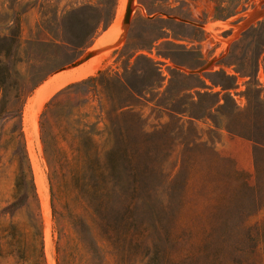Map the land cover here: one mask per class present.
<instances>
[{"label": "rangeland", "instance_id": "obj_1", "mask_svg": "<svg viewBox=\"0 0 264 264\" xmlns=\"http://www.w3.org/2000/svg\"><path fill=\"white\" fill-rule=\"evenodd\" d=\"M112 3L0 0V38L16 41L11 56L5 57L9 44L0 40V63L14 73L11 105L23 104L26 149L44 224L41 253V239L32 228L37 211L11 207L17 166L9 143L11 123L4 116L0 264H83L81 257L100 264V198L94 216L76 194L66 198L56 182L68 179L59 174L53 182L55 210L58 219L66 220L60 234L51 207V160L43 143L46 129L66 126L71 136L61 147L69 161L60 159L53 166L91 169L96 162L78 163L69 147H76L73 134L86 124L100 161V144L104 151L111 146L105 137L100 140V101L110 110L116 94H100L98 86L95 95L61 98L67 105L54 107L43 120L46 105L60 91L100 71L119 75L142 96L131 99V105L147 132V192L134 207L147 223L145 243L176 253L178 264H202L205 256L198 249L203 243L219 251L221 264H264V0H136L124 34L106 43L126 12V0H120L106 28ZM94 51L99 52L96 57L71 69ZM145 59L157 63L160 84L155 85ZM65 72L69 74L56 81ZM54 79V90H48ZM66 112L72 116L63 120L61 113ZM117 210L118 200L109 197L105 217L111 219Z\"/></svg>", "mask_w": 264, "mask_h": 264}, {"label": "trees", "instance_id": "obj_2", "mask_svg": "<svg viewBox=\"0 0 264 264\" xmlns=\"http://www.w3.org/2000/svg\"><path fill=\"white\" fill-rule=\"evenodd\" d=\"M120 0H113L112 13L105 27L108 28L115 18L116 11ZM233 15L228 17L231 18ZM217 18V17H216ZM19 21L17 16L15 21ZM100 23L93 35L99 32ZM1 41L9 44L5 57H10L12 48L16 44L11 36L0 38ZM1 59V55H0ZM147 60L151 67L155 85L160 84L161 75L157 63L153 60ZM14 73L11 69L2 67L0 63V119L11 123L8 131L9 143L13 150L17 172H16V195L15 201L11 205L13 210L26 208L30 212L37 211L35 224L32 228L37 231L36 237L41 239L39 249L42 253L44 250L43 238V219L40 215V200L36 189L33 169L28 157L26 149V138L23 130V104L19 107L11 105L9 101V82L12 80ZM108 94L117 99H111L110 110H107L103 101H100V140L105 137L107 142L111 144L107 151L101 149L100 144V161L97 149L95 147L94 137L88 132L86 124L79 125L77 134H73V139L78 141L70 150L76 154L73 160L78 163L83 161L96 162V166L91 168H79V165L70 166L66 164V168H58L53 166V162L63 159L66 163L69 161L68 152L61 147V142H68L67 138L71 136L70 130L66 126L60 129L50 127L43 133V143L46 147V156L51 160L50 167V190H51V207L54 217L56 216V224L60 234L65 228L66 221L63 216L57 218L55 210V179L62 175L68 179L64 184L56 182L60 189H64L66 198L72 194H76L97 216L96 208L97 200L100 198V230L103 231L102 245H100V264H178L179 257L176 253L158 251L155 245H147L148 227L146 220L143 221L134 213V207L137 200H143V195L147 192V181L150 171L146 166V153L148 144L146 141L147 132L143 125L142 118H138L135 114L131 99H141L134 87L117 75H110L108 72L100 71L97 76H91L82 81L70 84L68 87L60 91L47 105L43 114L44 122L50 115L54 107H60L66 101L76 94L86 92ZM117 100V101H116ZM81 104L86 103L80 101ZM113 103V104H112ZM70 112H73L72 110ZM72 113H61V117L67 119ZM42 123V128L44 126ZM219 128V127H218ZM89 142V145L84 142ZM57 189V188H56ZM114 196L118 200V210L114 217L106 218L105 203L106 200ZM203 243L198 249L205 256L202 264H221L218 260V252L209 250ZM98 250L93 252L97 255ZM198 254V253H197ZM200 254V253H199ZM83 264H88L87 257H81ZM80 259V262L82 260ZM178 259V260H177ZM225 264V263H224Z\"/></svg>", "mask_w": 264, "mask_h": 264}, {"label": "water", "instance_id": "obj_3", "mask_svg": "<svg viewBox=\"0 0 264 264\" xmlns=\"http://www.w3.org/2000/svg\"><path fill=\"white\" fill-rule=\"evenodd\" d=\"M136 0H129L128 5H127V10H126V14H125V18H124V22H123V26L126 29L130 23H131V18H132V14H133V5L135 3ZM170 20H178V18H174V17H169ZM184 23H188V24H192V25H196L194 23H189L186 21H182ZM99 54L98 51H94L89 53L82 61H80L79 63H76L74 65H72V68H76L80 65H82L83 63L91 60L92 58L96 57Z\"/></svg>", "mask_w": 264, "mask_h": 264}, {"label": "bare ground", "instance_id": "obj_4", "mask_svg": "<svg viewBox=\"0 0 264 264\" xmlns=\"http://www.w3.org/2000/svg\"><path fill=\"white\" fill-rule=\"evenodd\" d=\"M128 2H129V0H126V4H124L125 6H126V10H127V5H128ZM123 8V7H122ZM122 15L124 14L123 13V10H122V13H121ZM125 14H126V12H125ZM122 18V19H121ZM123 18H125V16L123 15V17H120V19H121V21H120V23H119V26H118V29H117V31H116V34H114V35H111V34H109L108 36H107V39L105 40V41H107L106 43H109L111 40H114L121 32L123 33V30L122 29H124V26H123V23L122 22H124V19ZM124 34V33H123ZM105 44V43H104ZM84 64V63H83ZM69 73L68 72H65V73H62V75L63 76H60V77H57L56 78V81L58 80V79H60V78H62V77H64V76H67ZM64 80V79H63ZM53 85H55V79H54V81H52L49 85H48V90L51 88V86H53ZM53 88V87H52ZM51 88V89H52ZM55 88V87H54ZM54 88H53V90H54ZM50 89V90H51ZM50 92V91H49ZM48 91H47V93H49Z\"/></svg>", "mask_w": 264, "mask_h": 264}]
</instances>
